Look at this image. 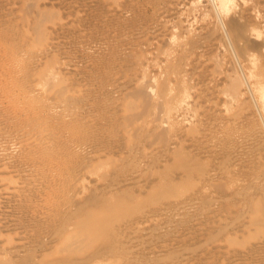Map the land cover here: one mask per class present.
<instances>
[{
	"label": "rangeland",
	"instance_id": "1",
	"mask_svg": "<svg viewBox=\"0 0 264 264\" xmlns=\"http://www.w3.org/2000/svg\"><path fill=\"white\" fill-rule=\"evenodd\" d=\"M237 3L224 32L217 0H0V264H264V0Z\"/></svg>",
	"mask_w": 264,
	"mask_h": 264
},
{
	"label": "clouds",
	"instance_id": "2",
	"mask_svg": "<svg viewBox=\"0 0 264 264\" xmlns=\"http://www.w3.org/2000/svg\"><path fill=\"white\" fill-rule=\"evenodd\" d=\"M216 10L220 16L224 19V24L221 26L222 31L227 32V20L230 16L236 14L239 10V4L237 0H217ZM252 38L261 41L264 40V32L254 30Z\"/></svg>",
	"mask_w": 264,
	"mask_h": 264
},
{
	"label": "bare ground",
	"instance_id": "3",
	"mask_svg": "<svg viewBox=\"0 0 264 264\" xmlns=\"http://www.w3.org/2000/svg\"><path fill=\"white\" fill-rule=\"evenodd\" d=\"M82 133L77 134V137H80ZM10 153V152H9Z\"/></svg>",
	"mask_w": 264,
	"mask_h": 264
}]
</instances>
